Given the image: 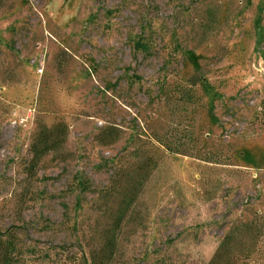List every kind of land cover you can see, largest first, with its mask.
<instances>
[{
  "label": "rangeland",
  "instance_id": "1",
  "mask_svg": "<svg viewBox=\"0 0 264 264\" xmlns=\"http://www.w3.org/2000/svg\"><path fill=\"white\" fill-rule=\"evenodd\" d=\"M231 233L222 264H264V0H0L13 264H209Z\"/></svg>",
  "mask_w": 264,
  "mask_h": 264
},
{
  "label": "trees",
  "instance_id": "2",
  "mask_svg": "<svg viewBox=\"0 0 264 264\" xmlns=\"http://www.w3.org/2000/svg\"><path fill=\"white\" fill-rule=\"evenodd\" d=\"M68 127L65 123L56 124L54 126L42 125L34 138L31 145V160L29 171L33 174L45 156L58 150L66 141ZM235 235L231 233L221 242L216 254L209 264H222L225 257H231L233 252V244ZM14 243L4 241L0 238V259L1 264H13ZM255 248L249 247L245 253V260L250 264H255L256 259ZM236 261H240L239 257H235ZM245 261V262H246ZM234 262V261H233Z\"/></svg>",
  "mask_w": 264,
  "mask_h": 264
}]
</instances>
